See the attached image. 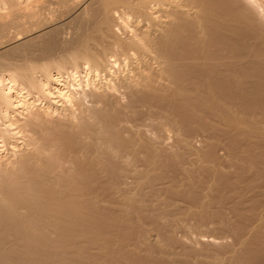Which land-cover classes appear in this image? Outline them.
Instances as JSON below:
<instances>
[{"label":"bare ground","instance_id":"bare-ground-1","mask_svg":"<svg viewBox=\"0 0 264 264\" xmlns=\"http://www.w3.org/2000/svg\"><path fill=\"white\" fill-rule=\"evenodd\" d=\"M166 162L215 181L201 173L210 180L195 178L202 194L191 180L186 192L182 176L181 190L160 173ZM130 179L156 195H186L199 216L216 206L211 182L224 179L237 227L264 222L242 212L264 209V0H0V264H125L137 220L130 213L136 222L115 256L103 228L131 206H109ZM154 213L142 216L160 224ZM259 223L233 263L264 249ZM146 229L139 243L156 239Z\"/></svg>","mask_w":264,"mask_h":264},{"label":"rangeland","instance_id":"rangeland-1","mask_svg":"<svg viewBox=\"0 0 264 264\" xmlns=\"http://www.w3.org/2000/svg\"><path fill=\"white\" fill-rule=\"evenodd\" d=\"M28 1H30V2H34V1H36V0H16V2H19L20 3V5H23L24 3H26V2H28ZM53 4H55V3H52V5ZM52 5H51V3H50V5L49 6H51V8H52ZM56 5V4H55ZM55 5H53V8L51 9V10H53L54 8H55ZM57 7V6H56ZM6 15H16V14H6ZM18 15V14H17ZM19 15H27V14H24V13H20ZM30 28H32V27H30ZM34 28V27H33ZM196 161H193V163H195ZM206 162H208V163H212V162H209V161H206ZM186 164V163H185ZM173 165V166H172ZM176 165V164H175ZM175 165L173 164V163H170V162H166L164 165H162V166H164V167H162V166H160V167H162V169H163V171L162 172H160L161 174L163 173H167V175L169 176L168 178H172L173 177V181H175L174 182V184L177 182V184H178V188H181V187H183L184 186V190L186 191V192H189V190H191V188H194V190L195 191H199V190H201L203 187H201L200 186V182L201 181H204L203 179H201V178H204L205 177V175L203 176L202 174L204 173V174H206V177H208L209 179H213L214 180V177H212L210 174H209V172H207V171H204L203 170V172H201L202 170H198V169H196V170H198V171H196L194 174H192L193 176H194V181H192L193 180V176L191 175V174H189L188 176H186L185 174V176L184 175H182L183 174V172H182V174H180L181 172L180 171H178V170H175ZM172 166V167H171ZM177 166V165H176ZM184 166H186V165H184ZM188 166V165H187ZM159 167V166H158ZM164 168H166V169H164ZM170 168H171V171H170ZM172 168H174V171H172ZM158 169V168H157ZM161 169V168H160ZM159 169V170H160ZM161 169V170H162ZM164 170H165V172H164ZM167 170V171H166ZM178 171V172H177ZM194 171H195V169H194ZM200 171V172H199ZM226 171H230V170H226ZM172 172V173H171ZM174 172H176V175H179L180 177H176V180L174 179L175 178V173ZM159 173V174H160ZM199 173V174H198ZM202 173V174H201ZM160 174V175H161ZM231 174H233L232 172H231ZM172 175V176H171ZM175 175V176H174ZM191 175V176H190ZM201 176V178H200V176ZM229 175H230V173H229ZM165 176H166V174H165ZM181 176H182V179H184L185 180V182L181 179ZM189 176H190V179H189ZM199 176V177H198ZM211 176V177H210ZM233 176H234V174H233ZM160 178H162V177H164V176H159ZM184 177V178H183ZM198 178L199 180V183L197 184V183H195L196 181H195V178ZM205 177V179H207ZM228 177H231V179H232V175L231 176H228ZM178 178H180V179H178ZM186 178V179H185ZM188 178V179H187ZM192 178V179H191ZM209 179H207V183H208V180ZM131 180V179H130ZM136 180H138V179H136ZM136 180H134V181H132L131 180V182L129 183V186L130 187H128L127 189L128 190H126V191H124V192H126L125 193V195L123 194V192H113L111 195H110V209H112L113 211L115 210V212L117 213L118 211H120L121 209H123L124 207L126 208V207H128V206H130L129 205V203L131 204V206L130 207H133V208H127L126 210H122V212L120 211L119 213H123L122 215V217L125 219V221H126V219H128L127 221L128 222H126V223H128V224H130V225H124V228L126 229H124L125 230V232H126V234L124 233V231H123V229H121L120 227H123L121 224H124V222L122 223L121 221L123 220L124 221V219L122 218V217H120L119 216V218H118V214H117V216H116V218H118V219H122V220H119L120 221V226L119 225H116L115 224V222L118 220V219H116L115 218V221H114V214H116L115 212H111L112 213V215L114 216H112V218L113 219H110L111 220V222L112 221H114V223L112 222V225H115L114 227L112 226V225H109L110 227H108V228H110V229H107V227H105V228H103L104 230L103 231H105V233L107 232V234L109 235H111L112 233H113V235H114V237H112L113 235H109V237H111V238H113L112 239V241L113 242H115L114 244L112 243V241H110V244L111 245H109V247L111 248H109V250L111 251V250H113L114 252H112V254H114V255H112V256H115L116 254H117V252L119 251H115V250H117V249H119V247L121 246V245H119L118 244V242H116V241H119V239H120V236L121 235H126V238H127V232L128 233H130V230H128V229H130V227H131V229L133 228V225L135 224V222H136V220H137V223L139 222V221H144V222H139V224L141 225V227L145 230L146 228V232L147 233H150V232H152V233H158L155 237H156V239L154 240V238H151V239H149V241L148 242H146V243H139L138 242V240H137V232L138 231H140V230H142V228H140V225L139 226H136L137 225V223H136V225H134V227L135 228H133L132 229V231L134 232H136V234H135V232H134V234L132 233V231H131V234L132 235H129L130 237L129 238H131V239H129V241H127V242H129V243H126L127 244V246H128V248H126L127 250H125V251H127V252H125V254H126V256H127V259H126V261H125V254H124V252H120L118 255H119V257H122L123 259H124V261H125V264L127 263V264H129L130 262H131V264H132V262H134L133 264H135V260L134 259H136V263H138L139 264V259H140V261H143V260H147L146 261V264H148V260H149V262L151 261V260H153V262L152 263H149V264H165V263H169V264H171V262H173V261H176V263L177 264H195V263H197L198 261H200V260H202L201 262H205L204 264H206V262H207V264H212V262L213 261H219L221 264H232L233 262H234V260H232L233 259V257H235V256H237L238 255V253H239V249H240V245H241V241L240 240H247V241H251L250 239L248 240V234H246V231L247 230H249V228H252L253 226H254V224H257V223H259V222H257V220H253V221H247L246 223H245V225L247 226L246 227V229H245V227H244V231H243V229L242 228H238L239 227V224H240V222L242 223L243 222V218L241 219V218H236V214L234 215V212H232V211H230V209L228 210V208L230 207V203L228 204L227 203V200H229V198H227V197H229V191H227V189H226V191L225 190H222V187L224 186V185H226L225 183L228 181V178H226V180H224V179H222L221 180V182H218V181H220V180H218V181H216V182H211V183H217V184H214V185H212V189H214V194H216L215 196H211V195H213L212 194V191H210V193L211 194H209L211 197L210 198H213V197H219V199H217V200H220V198H221V196H222V198H221V201H223V202H225V207H223L224 205L222 204V202H220V204L218 203V201L215 199V198H213V199H215V208L214 209H210L212 212H213V215H214V213L216 214V215H214V216H212V212L211 213H209V215L207 214L206 216L207 217H209L210 216V218H208L207 219V217L205 216H199V214L197 213L196 214V212L194 213V211H196V210H198L197 209V207L193 204V203H191V201H189V200H187V202H186V200H185V197H186V195H183V197H181L182 195H177V198H173V196H174V194L173 195H169L168 196V192H165V194H164V192L162 193V191L161 192H158V194L156 195V193L154 194V193H152L151 191V193L154 195H150V192H149V190H147V189H145V187L144 186H146V188H147V185L146 184H144V180H139L140 182V184H142V185H140L139 183H137V181ZM165 180H168L167 178L166 179H164V181ZM178 180V181H177ZM189 182V180H191L190 182H191V185H190V183L188 184V182ZM212 180V181H213ZM180 181H182V182H180ZM197 181V182H198ZM215 181V180H214ZM222 181H224V182H222ZM134 182V183H133ZM166 182V181H165ZM182 184L183 182V184H187V187H185V185H181L180 183ZM194 182V183H193ZM209 182H210V180H209ZM135 183H137L139 186H142V187H139L137 184L135 185ZM168 184H170V182H167ZM173 183V182H172ZM202 183V182H201ZM210 183V184H211ZM196 184L197 186H198V189L196 190V185L194 186V185ZM220 184H222V185H220ZM133 185V186H132ZM191 186V188H190V186ZM194 187H193V186ZM219 187L218 188V190H217V187ZM177 186V185H176ZM175 186V187H176ZM199 186H200V188H199ZM215 186V187H214ZM221 186V187H220ZM139 187V188H138ZM188 187H189V190H186V189H188ZM141 188H144V189H141ZM138 189H139V192H138ZM206 189V188H205ZM204 189V190H205ZM216 189V190H215ZM220 189V190H219ZM223 189H225V186H224V188ZM144 190H147V191H145V193H144V196H145V194H146V198L142 195V192L144 191ZM181 190H182V188H181ZM223 192H222V191ZM140 191H142V192H140ZM202 191H203V189H202ZM202 191H199L200 193L202 192ZM216 191L217 192H219V191H221L220 193L222 194H218V193H216ZM226 192V195H225V192ZM116 193H118V194H116ZM120 193V194H119ZM122 193V194H121ZM137 193H141L140 195H142V197L144 198V200L141 198V196L139 195V194H137ZM168 193V194H167ZM209 193V192H208ZM207 193V194H208ZM202 194V193H201ZM137 195H139V196H137ZM176 195V194H175ZM217 195H220V196H217ZM125 196H126V201H124L125 199ZM128 196H132V197H128ZM170 196H172V198L170 197ZM128 197V198H127ZM155 197V198H154ZM182 199H181V198ZM188 197V196H187ZM224 197H225V199L226 200H224ZM133 198V199H132ZM135 198V199H134ZM142 199V200H140V199ZM181 200H180V199ZM189 198V197H188ZM187 198V199H188ZM128 199V200H127ZM130 199H131V201H130ZM139 201H138V200ZM147 199V200H146ZM166 201H165V200ZM184 199V200H183ZM190 200H191V198H189ZM230 199L232 200V198L230 197ZM138 201V202H136V201ZM124 201V202H123ZM133 201V202H132ZM138 203L137 205H136V203ZM147 201V202H146ZM189 201V202H188ZM145 202H146V204H145ZM173 202V203H172ZM218 203V206H217V203ZM230 202V201H229ZM122 203H124L125 205L126 204H128V206L126 205H123ZM135 203V204H134ZM140 203V204H139ZM149 203V204H148ZM165 203V204H164ZM168 203H169V205H168ZM144 206H142V205ZM190 204H192L191 206L192 207H190ZM176 205V206H175ZM194 205V206H193ZM220 205V206H219ZM124 206V207H123ZM134 206H136L137 207V209H136V207L134 208ZM144 208V214L146 213V210H148V214H149V211H151V213H154L155 212V210L157 211V212H160L161 210L160 209H162L163 211H161V214L160 213H157L156 212V214L154 213V215H156L157 217L159 216V214H160V217H161V215L163 214V216L160 218L159 217V223L160 224H158V223H156V222H154V224H153V222L152 223H150L151 221L149 220V219H146L145 217L147 216L146 214H145V217L144 216H142V214H143V211H141V209L143 210V208ZM146 206H147V208H146ZM160 206V207H159ZM189 207V210L191 211V210H193L192 212H193V214L194 215H196L195 217L194 216H192L193 214H192V212L190 213V214H192V215H188V211L189 210H187L188 209V207ZM212 208L214 207V205H212L211 206ZM217 207H220L219 209L217 208ZM152 208V210H150ZM157 208V209H156ZM186 208V209H185ZM222 208H224V209H222ZM225 208H227L226 210H225ZM245 208V209H244ZM243 209V215H247L248 214V216H252V218H256L257 216H259V215H261L262 217H264V209L262 208H253V210L252 209H250V207L248 208V207H246V205H245V207H244ZM120 209V210H119ZM129 209H133L132 210V212H131V210L130 211H127V210H129ZM134 209H136L135 210V212L136 213H133L134 212ZM223 210V211H225V213L222 211V212H217L218 210ZM111 210V211H112ZM118 210V211H117ZM140 210V213L141 214H139V215H141L140 217L142 218V220H141V218L140 219H138V212L137 211H139ZM159 210V211H158ZM168 212V214L166 213V211ZM182 210V211H181ZM183 210H186L188 213L186 214V211L184 212ZM164 211H165V214H164ZM124 212H125V215L126 214H128V215H130V213H131V215H133V219H134V217H135V219L136 220H133L132 219V217H131V215H130V219L129 218H127V217H129L128 215H126V217H124L125 215H124ZM126 212H128V213H126ZM163 212V213H162ZM198 212V211H197ZM217 212V213H216ZM263 212V213H262ZM182 213V214H181ZM222 213V214H221ZM239 213H241V211L239 212ZM143 214V215H144ZM170 214V215H169ZM211 214V215H210ZM217 214H221L222 215V217H223V214H225L224 216H225V218H226V220H225V218H224V222H222L223 220H221V215L219 216V215H217ZM120 215V214H119ZM168 216V217H167ZM177 216V217H176ZM188 216V217H187ZM203 217V218H199V217ZM215 216L217 217L218 216V220H216L217 218H215ZM137 217V218H136ZM143 217H144V219H143ZM163 217H164V219H166V218H168V219H170L169 221H163ZM166 217V218H165ZM193 217V218H192ZM214 217V219H212ZM171 218H172V221H171ZM173 218H174V220H173ZM195 218V219H194ZM196 218H198V220L196 219ZM132 219V220H131ZM146 219V220H145ZM201 219V220H200ZM129 220L132 222L133 221V224L131 223V222H129ZM147 220H149V222H147ZM158 220V219H157ZM135 221V222H134ZM161 221H163V222H161ZM171 221V222H170ZM220 221V222H219ZM117 223H119L118 221H117ZM161 223H163V225H161ZM198 223V224H197ZM261 223H262V225H261ZM111 224V223H110ZM144 224V225H143ZM260 224V226H261V230L264 232V222H260L259 223ZM148 225V226H147ZM150 225V226H149ZM156 225V226H155ZM157 225H159V226H157ZM162 227H161V226ZM236 225V226H235ZM111 226H112V228H111ZM128 226V227H127ZM238 226V227H237ZM136 227H137V229H136ZM145 227V228H144ZM115 229V231L116 232H113V230L112 229ZM118 228H120L122 231H120V232H122V234H120V232L117 230ZM138 228H140V230H138ZM156 228V229H155ZM168 228V229H167ZM134 229H136V230H134ZM152 229V230H151ZM167 229V230H166ZM169 229H171L170 231L172 232L173 231V234H171V235H173V236H171L169 233H171L170 231H168ZM109 230V231H108ZM110 230H112V233H110ZM128 230V231H127ZM138 230V231H137ZM149 231V232H148ZM155 231V232H154ZM160 231V232H159ZM175 231V232H174ZM118 232V233H117ZM164 232V233H163ZM116 233V234H115ZM160 233V234H159ZM169 235H168V234ZM117 234H120L119 235V237H118V239H116L117 237L116 236H118ZM166 234H167V236L169 237L170 236V240H172L173 242H171V241H169L168 242V239H167V237H166ZM104 235V236H103ZM103 235H101L102 236V238H101V240L102 239H105L106 240V237H107V235L106 234H103ZM162 235H165V236H162ZM100 235H98V238H99V240H100V237H101ZM134 238H133V237ZM163 238H166V240L165 239H162V237ZM104 237V238H103ZM109 237H108V239H109ZM122 237V236H121ZM171 237H175L174 239L172 238L171 239ZM111 238H110V240H111ZM241 238V239H240ZM134 239H135V241H134ZM178 239V240H177ZM100 240V241H101ZM181 240V241H180ZM137 241V242H136ZM178 241V242H177ZM166 242V243H165ZM119 243H121V241L119 242ZM135 243V244H134ZM136 243H138V244H136ZM168 243V244H167ZM211 243V244H210ZM130 245V246H129ZM161 246V247H160ZM99 248V247H98ZM98 248H93L92 249V251L93 252H97V251H101V249H98ZM149 249V250H148ZM103 250V249H102ZM171 250V251H170ZM231 250V251H230ZM149 251V252H148ZM238 251V252H237ZM260 251H261V253H260ZM259 252H258V255L256 256V258H253V259H251L247 264H262V263H264V249H262L261 248V250H260ZM151 252V253H150ZM233 252V253H232ZM127 253L129 254V255H127ZM179 253V254H178ZM234 253H235V255H234ZM123 256H122V255ZM131 254L133 255L132 256V258H134L133 260H132V258L131 259H129V257L128 256H131ZM118 255L116 256V257H118ZM135 255H137V257H135ZM159 255V256H158ZM170 255V256H169ZM172 255V256H171ZM263 255V256H262ZM125 256V257H124ZM141 256H142V258H141ZM233 256V257H232ZM138 257H140V258H138ZM148 257V258H147ZM145 258V259H144ZM129 259V260H128ZM155 259V260H154ZM181 259V261L180 262H177V261H179ZM184 259V260H183ZM219 259V260H218ZM128 260V261H127ZM132 260V261H131ZM182 260H183V262L184 263H182ZM196 260H197V262H196ZM237 262L235 261V263H233V264H236ZM140 264H145V263H140Z\"/></svg>","mask_w":264,"mask_h":264}]
</instances>
